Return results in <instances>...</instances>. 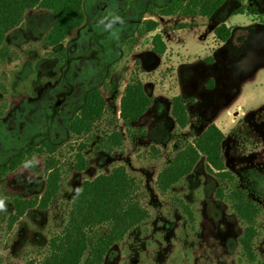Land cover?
I'll return each instance as SVG.
<instances>
[{
    "label": "rangeland",
    "instance_id": "374dc122",
    "mask_svg": "<svg viewBox=\"0 0 264 264\" xmlns=\"http://www.w3.org/2000/svg\"><path fill=\"white\" fill-rule=\"evenodd\" d=\"M171 1L84 0V24L51 48L43 43L54 20L48 11H27L22 25L7 34L0 47V167L45 143L55 153L49 156L42 147V156L34 154L14 172L0 175V264L39 262L67 223L82 184L119 167L135 180L134 199L148 217L110 249L104 264H264V67L246 80L247 45L243 51V29L264 25V0L227 1L210 19L145 14L150 4ZM253 1L257 16L248 13ZM241 6L245 13L233 16ZM145 20L157 21L158 29L141 35ZM219 20L233 25L229 46L214 37ZM157 34L166 44L162 57L152 52ZM220 54L237 63L234 81L223 82L213 71ZM133 79L142 83L152 105L125 127L120 98ZM91 90L101 93L105 111L90 133L76 137L64 123L79 113ZM215 90L221 95L213 98ZM177 96L188 112L185 128L171 115ZM212 123L225 136L222 161L232 180L219 185L201 158L188 176L161 192L158 175ZM113 134L122 136L118 147ZM50 157L61 175L55 200L46 210L31 209L15 219L14 197L43 194ZM235 190L259 210L253 261L239 242L244 226L229 200ZM105 232V227L92 230L89 243Z\"/></svg>",
    "mask_w": 264,
    "mask_h": 264
},
{
    "label": "trees",
    "instance_id": "16d2710c",
    "mask_svg": "<svg viewBox=\"0 0 264 264\" xmlns=\"http://www.w3.org/2000/svg\"><path fill=\"white\" fill-rule=\"evenodd\" d=\"M227 1L231 0H172L161 7L150 4L145 14L151 17L181 15L185 18L210 19ZM234 1L240 4L243 0ZM83 6L84 0H0V47L7 34L22 25L24 15L29 10H44L52 14L53 24L45 35L43 43L49 48L58 46L84 24ZM244 12L245 8L241 6L233 11V15L244 14ZM248 13L252 16L258 14L253 5L248 9ZM158 27L157 21L145 20L141 35L153 33ZM180 27L185 28L183 25ZM243 30L247 33L249 57L263 51L264 25L250 26ZM213 34L219 43H226L233 35V29L221 24L214 28ZM152 52L158 57H162L166 52V44L159 34L152 38ZM262 67H264V60L249 65L251 71L246 80L254 77L256 71ZM151 105L152 99L147 96L142 83L137 79L130 80L120 98L119 115L122 124L130 127L138 122ZM105 107L101 93L98 90H91L85 97L79 113L73 119L65 121L66 131L76 137L87 135L103 116ZM171 115L180 128L188 125V112L181 96L172 99ZM224 138V134L216 125L210 124L164 167L158 175V189L163 193L169 191L193 171L201 158L205 159L208 171L215 176L219 185L230 182L232 176L226 171L222 161ZM112 139L114 146H120L122 139L120 134H113ZM42 147L49 156L55 153V148L47 143L38 148L32 147L25 153L15 155L6 165L0 167V175L14 172L34 154L42 156ZM46 161L47 182L43 194L30 200L14 197L15 219L21 218L31 209L46 210L55 200L60 188V170L54 158H46ZM76 169L82 170L81 167ZM135 191V180L123 167L114 169L109 175L85 181L72 201L67 223L49 240L46 254L39 262L26 264H104L110 249L148 217L147 211L134 199ZM218 191L222 193V186H219ZM229 200L236 217L244 226L239 240L241 248L248 260L253 261L258 207L240 190L232 191ZM102 227L106 228V232L98 242L91 245L88 234Z\"/></svg>",
    "mask_w": 264,
    "mask_h": 264
},
{
    "label": "flooded vegetation",
    "instance_id": "af4514ba",
    "mask_svg": "<svg viewBox=\"0 0 264 264\" xmlns=\"http://www.w3.org/2000/svg\"><path fill=\"white\" fill-rule=\"evenodd\" d=\"M233 38L234 37L232 35L231 38L228 40V42H226V45L229 46V44L232 42ZM246 45L248 46L247 41L244 43L243 51H246V50H244V48H247ZM263 57H264V50L261 51L260 53H255L252 56L248 57L247 60H246V63L248 65H254V63L258 62L259 60L261 61V58H263ZM219 58H221L220 59L221 61H220L219 64H217V66H215L213 68V71H217L218 77L220 79H223L224 80L223 82L234 81L235 79H234V76H233L234 74H233L232 69H233V67L237 66V63L235 64L231 59L227 58L226 54H225V56L220 54ZM237 81L240 82V80H237ZM216 91L217 90H215V92H213V95L215 94L213 96V98L215 96L218 97L219 95H221L220 93H218Z\"/></svg>",
    "mask_w": 264,
    "mask_h": 264
},
{
    "label": "crops",
    "instance_id": "0c3cea01",
    "mask_svg": "<svg viewBox=\"0 0 264 264\" xmlns=\"http://www.w3.org/2000/svg\"><path fill=\"white\" fill-rule=\"evenodd\" d=\"M224 5H225V4H224ZM224 5H223V6H224ZM252 5L255 6L256 9H257V12L260 13V11H259V9H258V7H257V3L253 1V4H252ZM223 6H222V7H223ZM222 7H221V8H222ZM220 10H221V9H219V10L216 12V14H218V13L220 12ZM234 10H235V9H234ZM244 13H245V12H244ZM216 14H215V15H216ZM215 15H214V16H215ZM232 15H233V13H232ZM214 16H213V17H214ZM233 16H235V15H233ZM218 22H219V23H218L217 26H219V25H221V24H224V25H225L226 27H228V28H230L231 26H233V25H231L230 23H226V22H224V21H220V20H219ZM217 26H216V27H217Z\"/></svg>",
    "mask_w": 264,
    "mask_h": 264
},
{
    "label": "clouds",
    "instance_id": "9594fccd",
    "mask_svg": "<svg viewBox=\"0 0 264 264\" xmlns=\"http://www.w3.org/2000/svg\"><path fill=\"white\" fill-rule=\"evenodd\" d=\"M3 208V204H2V202H0V209H2Z\"/></svg>",
    "mask_w": 264,
    "mask_h": 264
}]
</instances>
